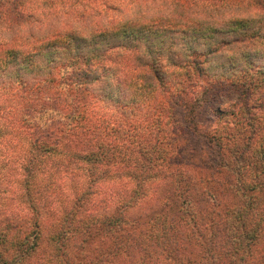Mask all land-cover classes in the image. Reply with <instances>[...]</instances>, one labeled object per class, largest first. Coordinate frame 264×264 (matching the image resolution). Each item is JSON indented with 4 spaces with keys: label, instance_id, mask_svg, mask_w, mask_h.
Instances as JSON below:
<instances>
[{
    "label": "trees",
    "instance_id": "trees-1",
    "mask_svg": "<svg viewBox=\"0 0 264 264\" xmlns=\"http://www.w3.org/2000/svg\"><path fill=\"white\" fill-rule=\"evenodd\" d=\"M62 1L0 0V20L13 25L8 30L39 24L43 3L60 22ZM83 7L101 20L88 24L80 8L76 24L0 44V142L23 144L15 181L35 211L19 238L0 226V264H106L119 255L136 264H194L200 254L193 262L190 245L201 259L216 254V262L223 242L234 259L264 262V0H96ZM123 9L134 16L117 19ZM188 135L215 145L212 170L179 164ZM56 157L96 167L88 168L91 186L72 195L46 238L29 194ZM169 177L175 195L126 217L153 199L155 181ZM102 194L107 213L80 216Z\"/></svg>",
    "mask_w": 264,
    "mask_h": 264
},
{
    "label": "rangeland",
    "instance_id": "rangeland-1",
    "mask_svg": "<svg viewBox=\"0 0 264 264\" xmlns=\"http://www.w3.org/2000/svg\"><path fill=\"white\" fill-rule=\"evenodd\" d=\"M95 1L96 0H71V2L67 4H65V0L62 1L60 5L57 4L58 6L55 9H62L65 14H68V17L67 14L65 15L64 13V16H56L58 17L60 22L53 21L52 16H50L49 14L54 10V6L43 3H40V5L36 9L37 12H40L39 16H41L40 18H37L39 24H26L24 22L22 26L19 25L12 30H8V26L13 25H4L0 20V44H4V46H6L7 43L16 41L18 38H21L20 36H18L19 33H29L30 36H28L27 38L30 39L33 36L34 39H39V37L46 34V31L48 32L49 28H52V25L53 27H58L60 25L67 27V23L71 25L76 24L78 22L77 16L79 14L80 8L85 11L84 16H86L87 18H85L84 20L87 21L88 24L91 25L93 24V22L97 23L101 19L97 21V18L94 16L92 10L85 9L83 7L84 3L86 4L88 2L89 4V2L94 3ZM115 16L117 17V19L121 17L130 18L131 16H134V14L129 9H123L122 13H117L115 14ZM102 20L105 21L106 18H102ZM216 102L221 107H223V109H225L224 107H228V104H230L229 101L225 98H219ZM210 115L211 117L213 116L212 114H207V116ZM200 120H202V122L204 121V119L202 118H200ZM1 130H3V127L0 126V132ZM185 138L188 144L184 146V149L180 153L181 158L179 160V164L189 163L193 167L204 169L203 171L212 170V167H210V165L212 166V158L216 155L215 145L209 144L203 139L197 138L196 136L188 135ZM0 144V226L9 227L10 229L7 228L8 233L10 235H16V238H19V236H22L23 234L31 230V226L29 223L30 219L33 218V213L35 212L33 211L34 207H32V205L28 201H24V198L22 197V187L19 185V181H15L16 179H19L21 177V171L19 169V165L16 163V158L19 156L18 149L21 150L23 144L20 142H18L17 144V141H10L6 144L0 142ZM61 158L62 160H66L65 157ZM61 158H54V162L50 163L46 168L43 169V171H40L38 173V180L35 183L36 189L33 191V193L29 194L30 196L34 197L32 201L35 204V208H37L36 213L38 214V217L40 216L39 220L41 223V235L42 237L46 238L49 234V230L51 229L50 226L53 224L57 225L60 213L63 210H66V208L69 206L72 195H75L76 193L79 194V192L81 193L82 190H85V188L91 186V178L89 176L90 172H88V168L96 167V163L93 160H90L86 163H81L79 161L75 162V159H68L67 161H70V165H63L61 164ZM17 162H19L21 166L22 162L20 160ZM192 179L195 183L196 191L198 193L205 194L204 191L206 190V186L202 182H199L196 178ZM171 181L172 180L170 179V177L165 178V180L163 179L155 181L150 192V195L153 197L154 201L153 199H147L140 205L138 204L139 206L131 210L126 217H128L130 214H137V217L142 216V214L144 213L148 214L147 210L149 208L146 206H149L151 202L153 204V202L155 201L157 202L159 200H164L167 197L175 195V185L173 181L172 185ZM161 182L163 183L159 186L158 189V184ZM104 184V188L103 186L102 188L105 189L106 187L107 190L110 186V183L104 182ZM98 186H100V184ZM110 192H112V190ZM106 193H108V191ZM109 194L110 193H108L107 196ZM113 195L112 198H114V202H117L118 199H116V197H118V193L114 191ZM105 197L106 196L104 194H102L101 196L94 195L91 201L93 204L87 203L86 206L81 209L79 213L80 216L88 213H90L91 215H103L107 213V209H105L106 205L111 204L109 203L110 201H105ZM235 204L236 202H232L230 205ZM223 244L224 242L218 243V250H221L220 252L222 253L220 256H222V258L219 256V259H217L216 262L215 256L217 255H209L206 251L205 259H201V250H199V248L194 245H190L185 252L191 257V259L193 258V262L200 254L194 264H232V262L239 261V258H233L232 253H225L223 251ZM143 247H145V245H142L141 248ZM244 251L245 254L248 253L246 252V250ZM188 255H181V259L186 258ZM127 258L128 257L126 256L119 255L113 261L106 262V264H136L133 258L131 260H128ZM254 258L256 257L252 255H246V260H240V263L264 264L262 259L258 260L256 258L257 261H255Z\"/></svg>",
    "mask_w": 264,
    "mask_h": 264
}]
</instances>
